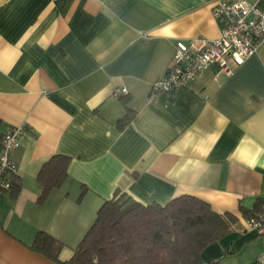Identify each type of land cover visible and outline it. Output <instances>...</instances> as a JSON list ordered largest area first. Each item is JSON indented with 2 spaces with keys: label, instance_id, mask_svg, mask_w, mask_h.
I'll return each mask as SVG.
<instances>
[{
  "label": "crops",
  "instance_id": "1",
  "mask_svg": "<svg viewBox=\"0 0 264 264\" xmlns=\"http://www.w3.org/2000/svg\"><path fill=\"white\" fill-rule=\"evenodd\" d=\"M213 1L0 0V141L25 127L0 195V264H57L31 247L40 230L70 258L115 190L143 204L189 194L234 213L204 260L264 256V231L240 210L264 195V40L230 72L211 63L187 85L151 87L176 40L219 35ZM121 86L127 94L115 96ZM58 154L66 174L39 200V172Z\"/></svg>",
  "mask_w": 264,
  "mask_h": 264
},
{
  "label": "trees",
  "instance_id": "2",
  "mask_svg": "<svg viewBox=\"0 0 264 264\" xmlns=\"http://www.w3.org/2000/svg\"><path fill=\"white\" fill-rule=\"evenodd\" d=\"M132 116L128 109L117 120V127L124 128ZM53 158L39 172V200L66 174L69 157L58 154ZM83 192L84 189L79 197ZM263 203L264 195L256 199L252 209L240 210L245 216H255ZM237 221L234 213L217 212L207 201L193 195L143 204L115 190L99 207L93 224L70 258H59L61 241L44 230L36 233L31 247L57 264H221L222 256L204 260L201 251L230 231ZM246 264H264V256Z\"/></svg>",
  "mask_w": 264,
  "mask_h": 264
},
{
  "label": "built area",
  "instance_id": "3",
  "mask_svg": "<svg viewBox=\"0 0 264 264\" xmlns=\"http://www.w3.org/2000/svg\"><path fill=\"white\" fill-rule=\"evenodd\" d=\"M211 12L218 24L215 38L194 37L175 42L172 62L167 72L151 83L153 91H171L190 83L197 72L217 63L225 72L253 54L264 40V9L250 0H214ZM124 86L113 94H127ZM24 124L5 128L0 141V195L12 186L18 172L14 152L24 133ZM249 228L264 231V214L246 218Z\"/></svg>",
  "mask_w": 264,
  "mask_h": 264
}]
</instances>
